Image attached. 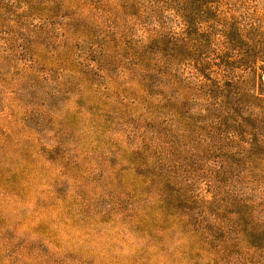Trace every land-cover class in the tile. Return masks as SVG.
<instances>
[{
  "label": "rangeland",
  "instance_id": "rangeland-1",
  "mask_svg": "<svg viewBox=\"0 0 264 264\" xmlns=\"http://www.w3.org/2000/svg\"><path fill=\"white\" fill-rule=\"evenodd\" d=\"M118 4L0 0V264H264L205 204L212 155L124 89Z\"/></svg>",
  "mask_w": 264,
  "mask_h": 264
},
{
  "label": "trees",
  "instance_id": "trees-1",
  "mask_svg": "<svg viewBox=\"0 0 264 264\" xmlns=\"http://www.w3.org/2000/svg\"><path fill=\"white\" fill-rule=\"evenodd\" d=\"M118 5L127 29L139 32L121 40L136 49L119 67L124 89L140 93L141 111L168 145L187 135L212 155L205 204L235 208L234 235L223 239L264 248V9L248 0Z\"/></svg>",
  "mask_w": 264,
  "mask_h": 264
}]
</instances>
